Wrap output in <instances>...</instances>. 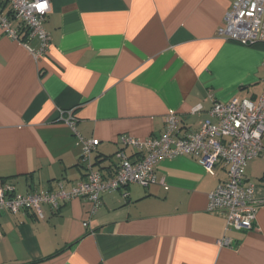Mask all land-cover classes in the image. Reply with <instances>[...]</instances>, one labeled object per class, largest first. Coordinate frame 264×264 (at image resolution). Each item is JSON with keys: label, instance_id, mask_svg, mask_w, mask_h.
Wrapping results in <instances>:
<instances>
[{"label": "crops", "instance_id": "1", "mask_svg": "<svg viewBox=\"0 0 264 264\" xmlns=\"http://www.w3.org/2000/svg\"><path fill=\"white\" fill-rule=\"evenodd\" d=\"M233 1L51 0V44L38 59L39 40L0 29V179L21 194L85 179L82 143L62 110H73L80 136L99 139L93 160L109 177L118 150L136 155L122 135L158 137L171 111L197 131L215 100L258 98L264 42L218 35ZM156 174L149 187L104 193L94 214L85 198L43 205L44 219L2 210L0 264H264V157L246 167L258 202L247 231L227 230L225 215L208 210L228 178L223 164L211 174L176 156Z\"/></svg>", "mask_w": 264, "mask_h": 264}, {"label": "built area", "instance_id": "2", "mask_svg": "<svg viewBox=\"0 0 264 264\" xmlns=\"http://www.w3.org/2000/svg\"><path fill=\"white\" fill-rule=\"evenodd\" d=\"M51 9V0H0V29L8 38L19 42L39 40V49H31L38 59L51 44V35L44 27ZM218 35L245 45L264 42V0H234ZM199 111L200 106L194 113ZM208 115L197 131L182 128L177 112L171 111L166 117L164 132L158 137L139 139L122 135L120 143L133 148L136 155L132 158L123 149L118 150L115 153L116 170L106 177L93 160L99 139L80 136L73 110H62L61 119L81 140L85 179L70 189L60 183L55 190L26 194L18 193L11 181L0 179V212L33 211L39 219H44L43 205L59 210L72 199L85 198L92 204L91 214H94L102 204L104 193L132 183L149 187L157 182L156 170L162 160L189 156L211 174L215 173L218 164L227 168V180L209 194L208 210L225 215L227 230H251L256 221L258 202L255 184L248 180L246 167L251 160L264 157V87L255 100L243 97H234L227 102L215 100ZM222 243L229 244L230 240L224 238Z\"/></svg>", "mask_w": 264, "mask_h": 264}, {"label": "trees", "instance_id": "3", "mask_svg": "<svg viewBox=\"0 0 264 264\" xmlns=\"http://www.w3.org/2000/svg\"><path fill=\"white\" fill-rule=\"evenodd\" d=\"M59 253V252H58Z\"/></svg>", "mask_w": 264, "mask_h": 264}]
</instances>
